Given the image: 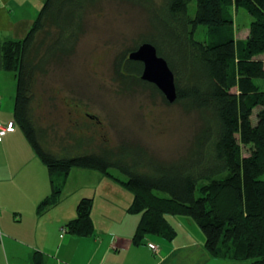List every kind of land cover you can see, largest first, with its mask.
I'll return each instance as SVG.
<instances>
[{
	"label": "trees",
	"instance_id": "trees-1",
	"mask_svg": "<svg viewBox=\"0 0 264 264\" xmlns=\"http://www.w3.org/2000/svg\"><path fill=\"white\" fill-rule=\"evenodd\" d=\"M99 1L46 0L26 37L2 45L3 69L17 80L15 119L51 176L52 192L38 212L58 204L73 167L95 168L132 191L128 211L141 215L135 243L149 235L174 238L171 219L185 216L201 228L213 257L264 264V0H163L150 6L152 33L129 52L153 44L175 75L174 103L199 111L203 121L194 148L171 162L155 160L145 148L127 142L116 153L111 150L116 146L108 145L76 155L66 146L57 153L38 126L34 102L40 77L70 62L87 13ZM232 7L254 18L241 45L232 33ZM202 26L208 29L206 40L196 38ZM129 54L115 62L119 78L151 85L170 104L154 84L141 79L143 63ZM93 206V198H82L66 232L93 234ZM31 264H47L45 254L35 251Z\"/></svg>",
	"mask_w": 264,
	"mask_h": 264
},
{
	"label": "rangeland",
	"instance_id": "rangeland-1",
	"mask_svg": "<svg viewBox=\"0 0 264 264\" xmlns=\"http://www.w3.org/2000/svg\"><path fill=\"white\" fill-rule=\"evenodd\" d=\"M162 3L163 0H100L89 10L83 24L85 32L70 62L65 67H51L46 76L40 77L36 88L34 105L38 126L44 129L52 150L63 153L67 146L71 154L76 155L98 152L100 147L108 145L116 146L111 149L116 153L120 145L127 142L145 148L155 160L171 162L187 156L194 148L203 125L199 111L189 110L180 103L168 104L151 85L134 79L123 81L115 72L116 60L123 58L126 52L128 55L150 36V6ZM195 11L196 3L193 2L191 15ZM231 14L232 33L241 45L250 33L254 18L243 8L232 7ZM208 36V29L202 26L196 38L206 40ZM257 114L258 109L254 111V122ZM17 129L25 135L20 126ZM15 140L18 143V139ZM4 147L0 143V164L13 163L15 159L6 156ZM25 153L22 149V155ZM249 154L248 149L243 148V155ZM110 172L116 178L125 179L120 170L111 169ZM44 175V181H49L47 171ZM63 189L68 204L73 199L97 196L96 214L105 213L100 207L101 199L105 201V192L109 199L113 198V205L123 206L134 197L120 181L87 167H73ZM15 203L19 205L20 202ZM10 205L13 207V202Z\"/></svg>",
	"mask_w": 264,
	"mask_h": 264
},
{
	"label": "crops",
	"instance_id": "crops-1",
	"mask_svg": "<svg viewBox=\"0 0 264 264\" xmlns=\"http://www.w3.org/2000/svg\"><path fill=\"white\" fill-rule=\"evenodd\" d=\"M45 1L0 0V123L14 126L0 143L5 146L6 156L15 159L13 163L0 164V264H31L35 251L45 254L47 264H248V261L213 257L206 249L201 228L185 216L171 219L177 231L174 238L149 235L135 243L141 215L129 213L133 201L123 206L113 205L108 192H105V201L100 198V207L105 213L96 214L97 196L93 198L91 235L67 232L62 235L65 224L77 217L78 199L68 204V198L61 193L57 205L38 212L39 204L52 192L51 176L29 147L27 137L18 133L14 115L17 80L12 72L3 69L1 49L8 40L26 37ZM22 149L26 150L24 155ZM45 171L50 182L42 178ZM38 182L41 183L36 186ZM149 243H155L158 252Z\"/></svg>",
	"mask_w": 264,
	"mask_h": 264
},
{
	"label": "water",
	"instance_id": "water-1",
	"mask_svg": "<svg viewBox=\"0 0 264 264\" xmlns=\"http://www.w3.org/2000/svg\"><path fill=\"white\" fill-rule=\"evenodd\" d=\"M129 59L143 63L141 79L154 84L170 103L177 99L175 75L167 61L160 57L156 47L151 43H144L129 54Z\"/></svg>",
	"mask_w": 264,
	"mask_h": 264
},
{
	"label": "built area",
	"instance_id": "built-area-1",
	"mask_svg": "<svg viewBox=\"0 0 264 264\" xmlns=\"http://www.w3.org/2000/svg\"><path fill=\"white\" fill-rule=\"evenodd\" d=\"M13 128H14L13 123L8 124L7 126L0 123V141H2L3 137L7 134V132L9 130H12ZM65 233L66 230L65 228H63L62 235H64ZM148 245L153 251L158 252V246L155 243H149Z\"/></svg>",
	"mask_w": 264,
	"mask_h": 264
},
{
	"label": "flooded vegetation",
	"instance_id": "flooded-vegetation-1",
	"mask_svg": "<svg viewBox=\"0 0 264 264\" xmlns=\"http://www.w3.org/2000/svg\"><path fill=\"white\" fill-rule=\"evenodd\" d=\"M88 115V114H87ZM88 116H91V115H88Z\"/></svg>",
	"mask_w": 264,
	"mask_h": 264
}]
</instances>
